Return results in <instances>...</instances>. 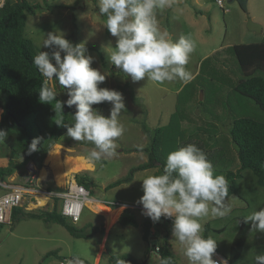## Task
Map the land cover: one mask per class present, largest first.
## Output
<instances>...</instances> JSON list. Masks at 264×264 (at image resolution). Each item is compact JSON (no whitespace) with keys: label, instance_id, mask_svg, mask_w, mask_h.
Segmentation results:
<instances>
[{"label":"rangeland","instance_id":"rangeland-1","mask_svg":"<svg viewBox=\"0 0 264 264\" xmlns=\"http://www.w3.org/2000/svg\"><path fill=\"white\" fill-rule=\"evenodd\" d=\"M30 1L56 6L28 15L26 36L32 39L39 51H48L40 49L39 45L44 34L46 36L48 32L57 29L74 43L86 42L90 53L97 58L92 66L111 72V76L100 86L116 89L123 94L126 111L121 113L119 119L126 130L118 139L119 148L115 157L90 160L93 169L74 173L75 176L88 175L94 182L89 187L91 199L86 204L99 214L85 206L79 222L75 223L78 228H84V232L90 234V237H74L65 227L55 222H46L40 218H20L11 224L0 225V264H58L62 257L71 256L87 260L91 264H109V253H127L141 263L147 259L148 264H160L159 253L154 250V246L163 243L165 232L169 233L168 240L178 264H189L183 247L172 236L171 220L166 219L156 225L155 233L148 240L143 239L142 223L148 218L142 215V206L137 204L143 195L142 179L148 175L162 174L160 167L138 171L132 181L109 189L106 187L110 182L126 175L131 167L148 160L145 151L133 150L145 147L150 142L143 129L145 124L152 129L171 125V131L175 135L178 133L172 151L182 147V142L191 137L202 143V150L207 157L208 153L223 149L225 159L229 162L212 163L217 175L226 177L227 170L236 171L240 167L237 151L229 134L231 123L240 116L264 122V110L250 98L235 91V85L247 71L240 68L232 46L264 43V29L258 33L247 27L249 21H254L264 28V0H248L247 8H243L238 0H222V6L217 0H173L172 7L158 10L161 27L169 31L174 41L185 35L196 43L195 51L186 66L193 77L191 82L183 84L177 80L163 85L147 79L134 83L108 62L101 46L109 41L115 46L116 38L104 27L106 17L98 14V0ZM63 4L68 7L58 6ZM51 85L56 86L58 96L63 101L68 98L55 80ZM93 107L108 116L111 106L102 103ZM4 127L11 128L0 108V130ZM89 143L75 141L64 133L47 152L43 166L38 168L32 161H25L23 157L15 155L4 140L0 143V165L17 167L12 174L0 179V196L9 191L1 183L30 186L32 182L34 186L31 187L41 191L43 195H26L23 208L46 210L53 209L55 205L61 207L62 202L56 199L59 195L53 194L47 202L45 192L48 186L56 187L54 191L57 192L64 190L71 177L64 183H58L50 167L46 165L48 154L56 145H60L62 157L83 155L88 158V153L94 148ZM169 152L171 151L162 148L163 158L166 159ZM43 168L48 170L45 179L40 178ZM238 183V194L231 195L226 200L231 212L224 217L210 215L201 221L203 235L205 236L206 224L210 223L211 229L207 237L217 241L213 259L219 256L218 253L226 258L230 256L239 230V216L248 217L254 211L264 208V186L257 183V177L250 169L243 170ZM39 197L45 198L43 205L28 203L38 202ZM114 202L118 205H132L131 211L135 214L138 225L112 222L114 210L109 203ZM214 228L223 230L215 231ZM108 230L105 249L101 257L98 255L96 258L103 236ZM52 250H57V254L46 256ZM261 253H264V233L252 231L236 264H254L255 256Z\"/></svg>","mask_w":264,"mask_h":264},{"label":"clouds","instance_id":"clouds-1","mask_svg":"<svg viewBox=\"0 0 264 264\" xmlns=\"http://www.w3.org/2000/svg\"><path fill=\"white\" fill-rule=\"evenodd\" d=\"M173 0H98V14L106 17L104 27L112 37L101 47L108 62L132 82L150 80L163 85L179 80L183 84L193 79L187 69L196 43L190 36L181 35L173 40L158 19V10L172 7ZM7 0H0L3 8ZM33 57V64L44 77L39 100L55 102V111L73 108L72 125L57 122L66 127V135L75 141H88L94 148L88 159L99 161L113 158L119 148L118 139L123 136L125 126L120 121L126 111L123 94L116 89L101 87L111 72L93 67L97 58L86 46V42L74 43L59 29L48 32ZM55 80L66 93L67 99L57 100ZM110 104L109 115L105 116L94 105ZM7 132L0 130V143ZM40 138L33 139L29 153L37 151ZM143 195L137 204L142 206V215L153 223L163 217L172 220V236L183 247L189 264H218L213 259L217 241L205 238L201 221L209 217H224L231 212L226 203L229 182L224 175L215 174L207 154L195 144H187L168 153L163 172L142 179ZM123 207H126L123 206ZM251 222V231L264 233V208L254 211L243 220ZM239 224L241 222H238ZM66 264H84L73 257ZM125 264V261H118ZM160 264H172L170 257L161 258ZM254 264H264V253L257 254Z\"/></svg>","mask_w":264,"mask_h":264},{"label":"trees","instance_id":"trees-1","mask_svg":"<svg viewBox=\"0 0 264 264\" xmlns=\"http://www.w3.org/2000/svg\"><path fill=\"white\" fill-rule=\"evenodd\" d=\"M54 6L56 5H43L30 0H7L4 7L0 8V108L3 110L5 121L11 127H4L2 130L7 132L5 140L13 153L23 157L25 161H32L38 168L43 166L51 146L66 133V127L58 125L57 122L62 121L66 125L74 123L72 115L75 112V106L71 109L65 107L60 113L55 111V102L52 104L40 102L39 91L44 77L33 64V57L39 50L32 39L25 34L28 15H35L39 10L51 9ZM58 6L68 7L64 4ZM232 50L240 68L247 71L235 85V91L250 98L264 110V43L235 44ZM250 69L251 72H249ZM57 100L63 101L59 96ZM143 129L150 138V142L145 147H136L133 150L145 151L148 154V160L131 167L126 175L110 182L106 189L132 181L135 173L141 170L160 167L163 172L166 159L161 154L162 148L172 151L175 148L178 133L175 135L171 131V125L152 129L145 124ZM229 134L236 148L240 167L236 171L231 169L226 171V179L229 182L228 197L238 194V180L243 176L245 169H250L257 177V183L264 186V122L249 116L237 117L231 123ZM37 137L40 138L38 150L29 153L28 146ZM89 144L94 147L91 142ZM187 144H195L201 150L203 149L202 143L192 137L182 142L183 146ZM208 159L214 164L229 162L225 159L223 149L208 153ZM15 167L17 165L8 167L0 165V179L12 174ZM76 179L88 189L94 183L88 175L76 176ZM56 199L59 200L58 197ZM109 205L114 210L112 222H115L123 206L115 202ZM131 209L132 207H126L117 222L123 225H138V220ZM24 217L58 223L74 237H90V234L84 232V228H78L74 222L63 215L57 205L52 210H25L22 206L12 210V222ZM245 218L243 215L238 218L241 223L233 241L230 256L227 258L230 264L238 262L252 232L251 222L243 223ZM156 225L159 223H153L149 218L142 223L143 239L148 240L151 234L155 233ZM210 229V223L206 224L205 238ZM214 230L222 231L223 229L214 228ZM168 238L169 233L165 232L163 243L158 246L159 250L156 251L157 246H154V250L159 253L160 259L170 257L172 264H178ZM55 254L57 250H52L46 256ZM121 260L125 261V264H148L147 259L141 263L127 253H109V264H118ZM83 261L84 264H91L87 260Z\"/></svg>","mask_w":264,"mask_h":264},{"label":"built area","instance_id":"built-area-1","mask_svg":"<svg viewBox=\"0 0 264 264\" xmlns=\"http://www.w3.org/2000/svg\"><path fill=\"white\" fill-rule=\"evenodd\" d=\"M217 3L222 6L223 1L217 0ZM4 187L9 188V191L0 196V225L1 224H11L12 223V210L15 207L22 206L26 195H36L40 194L41 191L34 189L31 186H34L31 182L30 186L24 185H7L1 183ZM46 195L52 196L53 192L47 190ZM59 197L62 199L61 213L65 215L72 222H79L83 209L85 206H88L90 198V190L84 185L80 184L75 174L70 180L66 183L64 191L59 194ZM159 250V247H156V251ZM219 255V254H218ZM70 259L69 257L60 259L58 264H66V261ZM218 264H230L227 260L220 257V255L214 258Z\"/></svg>","mask_w":264,"mask_h":264},{"label":"bare ground","instance_id":"bare-ground-1","mask_svg":"<svg viewBox=\"0 0 264 264\" xmlns=\"http://www.w3.org/2000/svg\"><path fill=\"white\" fill-rule=\"evenodd\" d=\"M60 150L61 146L56 145L55 148L50 151L46 159V165L50 167L58 183L66 182V180L72 177L76 172L93 168L88 159L84 158L83 156L66 155L62 157ZM47 175L48 170L43 168L40 171V178L45 179ZM45 201L46 200L44 197H39V201L33 202V205L37 206V203L39 205H43Z\"/></svg>","mask_w":264,"mask_h":264},{"label":"crops","instance_id":"crops-1","mask_svg":"<svg viewBox=\"0 0 264 264\" xmlns=\"http://www.w3.org/2000/svg\"><path fill=\"white\" fill-rule=\"evenodd\" d=\"M79 156H83V155H79ZM84 158H86V159H88L87 157H85V156H83ZM88 161H89V163L92 165V167H93V164L91 163V161L88 159ZM94 168V167H93ZM92 168V169H93ZM151 169V168H150ZM148 170V169H147ZM47 177V176H46ZM55 189H57L56 187H54V188H51V187H49L48 186V191H50V192H53V193H55L56 194V196L57 195H59V194H61L64 190L62 189V190H60L59 192H57V191H54ZM65 189V188H64ZM106 190V189H105ZM42 193V192H41ZM40 193V194H41ZM41 195H43V194H41ZM32 196V195H31ZM53 196V195H52ZM45 197V196H44ZM46 197H47V202L49 201L48 199H49V195H46ZM55 198V197H54ZM58 198H59V200H58V202H62V199L58 196ZM26 199V198H25ZM55 200V199H54ZM34 201H29L28 203H33ZM24 203V202H23ZM53 204V203H52ZM126 205V207H133L132 205H128V204H120L119 206H125ZM57 207H58V205H57ZM61 207H62V205H61ZM61 207H59L58 209L61 211ZM88 208H90L93 212H95V213H97V214H99L98 212H96V211H94L91 207H89V206H87ZM126 207H122V209H121V211H120V213H119V215H118V217L120 216V214L122 213V211L126 208ZM25 209V208H24ZM29 209V207H26V209L25 210H28ZM31 210V209H30ZM45 210V209H44ZM46 210H52V208L51 209H46ZM118 217H117V219H118ZM105 222H106V218H105ZM117 222V220H115V223ZM114 223V224H115ZM114 224H112V226L114 225ZM111 226V227H112ZM111 227H110V229H111ZM109 229V230H110ZM109 230L104 234V236H103V240L101 241V244H100V249H99V251H98V253H97V255H96V258L98 257V255H99V258L101 257V254H102V252L104 251V249H105V241H106V239H107V236H108V233H109ZM219 254V253H218ZM220 255V257H222V258H224L225 260H227L228 261V259L224 256V255H222V254H219ZM159 257V256H158ZM96 258H95V260H96ZM99 260V259H98ZM229 262V261H228ZM230 263V262H229Z\"/></svg>","mask_w":264,"mask_h":264},{"label":"water","instance_id":"water-1","mask_svg":"<svg viewBox=\"0 0 264 264\" xmlns=\"http://www.w3.org/2000/svg\"><path fill=\"white\" fill-rule=\"evenodd\" d=\"M229 1L232 2V1H234V0H229ZM238 1L242 4L243 8H247V1H248V0H238ZM247 27H248V29H250V30H252V31H255V32H258V33L263 32V29H264L263 26H262L261 24L256 23V22H254V21H249ZM201 97H202V96H201ZM163 221H164V218L162 217L158 223H162ZM152 238H153V237H152Z\"/></svg>","mask_w":264,"mask_h":264}]
</instances>
